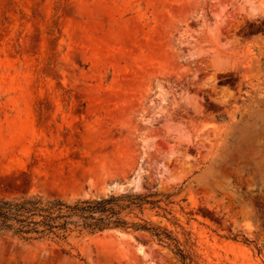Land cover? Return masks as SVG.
<instances>
[{
  "label": "rangeland",
  "instance_id": "374dc122",
  "mask_svg": "<svg viewBox=\"0 0 264 264\" xmlns=\"http://www.w3.org/2000/svg\"><path fill=\"white\" fill-rule=\"evenodd\" d=\"M112 195L0 264H264V0H0V198Z\"/></svg>",
  "mask_w": 264,
  "mask_h": 264
},
{
  "label": "trees",
  "instance_id": "16d2710c",
  "mask_svg": "<svg viewBox=\"0 0 264 264\" xmlns=\"http://www.w3.org/2000/svg\"><path fill=\"white\" fill-rule=\"evenodd\" d=\"M125 201V203H124ZM146 196H115L78 200H45L29 196L16 199L0 198V234L17 237L25 242L58 243L73 232L96 233L126 227L121 212L132 206L142 207Z\"/></svg>",
  "mask_w": 264,
  "mask_h": 264
},
{
  "label": "bare ground",
  "instance_id": "6f19581e",
  "mask_svg": "<svg viewBox=\"0 0 264 264\" xmlns=\"http://www.w3.org/2000/svg\"><path fill=\"white\" fill-rule=\"evenodd\" d=\"M253 12H254V11H253ZM254 13H256V11H255ZM256 15H258V14H256ZM258 16H259V15H258ZM258 16H257V17H258Z\"/></svg>",
  "mask_w": 264,
  "mask_h": 264
}]
</instances>
